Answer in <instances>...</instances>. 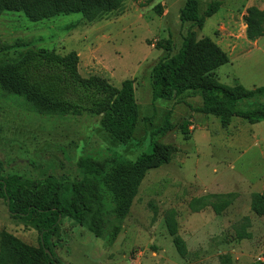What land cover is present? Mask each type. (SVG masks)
I'll return each instance as SVG.
<instances>
[{
  "label": "rangeland",
  "instance_id": "374dc122",
  "mask_svg": "<svg viewBox=\"0 0 264 264\" xmlns=\"http://www.w3.org/2000/svg\"><path fill=\"white\" fill-rule=\"evenodd\" d=\"M186 1L152 0L143 7L144 1L127 0L121 10L94 22L79 15L38 24L24 14L0 18V62L15 60L28 48L62 56L76 52L84 78L99 76L117 88L134 81L141 113L134 138L121 144L103 131L99 118H40L0 98V167L5 173L74 180L81 155L108 148L135 161L152 151L151 134L165 125L169 114L174 124L191 123L189 140L176 132L162 141L176 145L180 153L172 164L149 172L113 247L106 248L86 229L64 220L53 239L60 264H264V216L255 215L251 207L256 195H264V122L233 119L225 129L216 117L196 111L202 106L197 95L153 100L152 70L166 57L157 45L173 37L175 54L193 29L179 19ZM197 1L201 15L213 2H222L198 35L229 56V64L215 77L227 86L264 87V38L250 41L246 24L248 10L264 11V0ZM158 5L162 15L154 11ZM51 162L55 169L50 170ZM223 202L229 207L215 214L212 206ZM171 211L187 245L185 259L167 230ZM0 231L39 247V233L14 220L2 199Z\"/></svg>",
  "mask_w": 264,
  "mask_h": 264
},
{
  "label": "trees",
  "instance_id": "16d2710c",
  "mask_svg": "<svg viewBox=\"0 0 264 264\" xmlns=\"http://www.w3.org/2000/svg\"><path fill=\"white\" fill-rule=\"evenodd\" d=\"M127 0H0V18L5 13L24 14L38 24L58 17L79 15L94 22L121 10ZM148 6L152 0H132ZM222 2H213L201 15L197 0H187L180 11V22L193 28L183 39L180 50L173 54V37L161 41L157 48L166 57L152 70L153 100L173 101L197 95L202 106L196 111L216 117L223 128L233 119L251 125L264 122V87L248 90L242 85L227 86L215 72L229 64V56L209 38L199 39L207 19L219 12ZM163 14L162 5L154 8ZM247 37L250 41L264 38V11L248 10ZM76 52L66 56L55 51L28 48L19 58L0 62V98L12 101L32 115L49 119L99 118L103 131L121 144L134 138L140 122L135 82L126 80L121 88L99 76L84 78ZM191 123L174 124L171 114L163 127L151 134L152 151L135 161L105 148L81 155L76 162L79 177L74 180L54 176L30 179L7 174L0 167V199L16 221L39 233V247L27 245L19 238L0 231V264H60L54 252L53 239L64 220L102 240L106 248L116 243L123 231L140 188L153 170L172 164L180 153L173 144L162 141L179 132L185 140L191 137ZM42 160V159H40ZM50 170L56 166L48 163ZM229 202L213 205L221 215ZM252 211L264 216V195H256ZM176 212L166 216V226L177 253L187 258L188 249L179 235ZM246 237H249L247 235ZM245 237V238H246ZM243 239L242 236H239ZM49 251V252H47Z\"/></svg>",
  "mask_w": 264,
  "mask_h": 264
},
{
  "label": "water",
  "instance_id": "95a60500",
  "mask_svg": "<svg viewBox=\"0 0 264 264\" xmlns=\"http://www.w3.org/2000/svg\"><path fill=\"white\" fill-rule=\"evenodd\" d=\"M8 211H9V207H8ZM47 252H49V251H47Z\"/></svg>",
  "mask_w": 264,
  "mask_h": 264
}]
</instances>
